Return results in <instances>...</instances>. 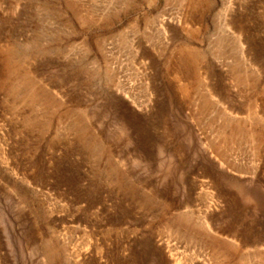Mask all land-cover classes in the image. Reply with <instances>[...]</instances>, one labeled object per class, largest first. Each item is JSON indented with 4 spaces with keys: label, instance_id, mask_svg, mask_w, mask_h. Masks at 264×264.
<instances>
[{
    "label": "rangeland",
    "instance_id": "rangeland-1",
    "mask_svg": "<svg viewBox=\"0 0 264 264\" xmlns=\"http://www.w3.org/2000/svg\"><path fill=\"white\" fill-rule=\"evenodd\" d=\"M0 264H264V0H0Z\"/></svg>",
    "mask_w": 264,
    "mask_h": 264
}]
</instances>
